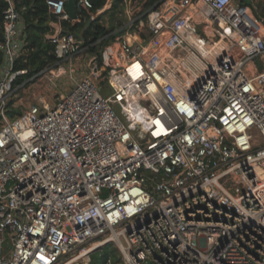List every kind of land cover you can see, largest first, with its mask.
Listing matches in <instances>:
<instances>
[{
  "label": "built area",
  "instance_id": "2783aa9c",
  "mask_svg": "<svg viewBox=\"0 0 264 264\" xmlns=\"http://www.w3.org/2000/svg\"><path fill=\"white\" fill-rule=\"evenodd\" d=\"M68 1L46 0L55 61L40 72L53 81L69 64L73 85L14 113L27 6L5 0L0 264H61L110 243L119 264H264V12L246 14L264 0H160L150 36L123 34L113 65L64 30ZM142 1L123 0L128 13Z\"/></svg>",
  "mask_w": 264,
  "mask_h": 264
},
{
  "label": "trees",
  "instance_id": "16d2710c",
  "mask_svg": "<svg viewBox=\"0 0 264 264\" xmlns=\"http://www.w3.org/2000/svg\"><path fill=\"white\" fill-rule=\"evenodd\" d=\"M22 1L27 6V10L24 12L27 44L25 54L17 60L15 68L16 70L27 69L28 72L20 76L18 82H21L26 76L39 73L48 64L55 61L54 46L47 39V34L52 30L50 22L54 19V16L49 12L46 0ZM159 1L160 0H143L131 12L128 16L129 18L120 22L118 26L124 27L133 19L143 18L146 15L145 13ZM122 2L123 0H113L110 7L103 10L107 4V0H91V7L82 6L78 8L77 20L62 21L64 30L78 36L79 32L84 29L82 37L84 38L85 45L88 46L90 53H97L101 60V51L98 46L101 45V47H103L110 37L116 36L110 35L107 28L102 25L101 18L108 13H112V15L118 13V9L123 8V5H121ZM6 6L7 3L5 0H0V43L3 41V19ZM124 30L123 28V31ZM2 59L3 54L0 50V63ZM14 113L17 112L14 111ZM106 246H108V244L104 247ZM93 255L96 256L97 254ZM113 259L114 262H119L117 257L114 256ZM108 260H110V254L108 251L104 250L93 264H106Z\"/></svg>",
  "mask_w": 264,
  "mask_h": 264
},
{
  "label": "rangeland",
  "instance_id": "374dc122",
  "mask_svg": "<svg viewBox=\"0 0 264 264\" xmlns=\"http://www.w3.org/2000/svg\"><path fill=\"white\" fill-rule=\"evenodd\" d=\"M121 5H123V8H119L118 13H116L115 15H112V13H108L101 18L102 25L107 28L110 35H114V36L116 35L115 37H112V38L110 37L103 47H101V45L98 46L99 50L101 51V56L106 49L109 51V54L111 56L110 62L112 65L117 63L118 53L120 51V41L122 39L123 34H125L126 32L133 33L137 29L139 30V34L141 38L150 36V31L148 27V17L146 15L143 18L139 19L138 20L139 22H134V25L132 26L131 24L129 25L128 23H127L128 25L126 24L124 27L118 26L120 22L127 20L129 18L128 16L131 14L126 11L127 6L124 2H122ZM257 5H258L257 11L250 6L246 10V14L252 20H256L264 12L263 1H260ZM105 7H107V4L105 5ZM123 28L125 29L124 31H123ZM83 30L79 32L77 37L84 41V38L82 37ZM198 30L204 33L203 28H199ZM92 54H95L98 56L97 53H92ZM88 63H89L88 55L84 54L82 56H79L78 67L76 69V72H74V77H81L87 74L88 73V67H87ZM50 64H48L47 66H49ZM66 67H67L66 68L67 73L58 77L56 80H53V81L50 80L47 74L41 73V72L37 74H33L31 76L24 77L22 80L23 84H19V87L15 91L16 96L13 97L14 99L13 101L16 102V106H17L15 109V112L21 113L28 106L39 101V99L41 98L46 99L47 102L51 106L56 104L59 94L69 91L73 85L72 83L73 81L71 79L72 72L69 68V64H67ZM111 70H114V69H112L111 67H108V72ZM100 91L105 96H110L112 94V90L111 88H109L107 82L101 85ZM133 99H136V98H133ZM132 107L139 108L136 105ZM114 108L116 110H122V107L119 103L115 104ZM132 109L133 108H131V110ZM9 245L10 243L7 244V246ZM104 250L108 251L110 254V260H108L106 264H119L120 263L121 251L119 250L116 244L110 243L106 247H101L93 251L88 256L87 255L84 256L86 253H83L79 257H75L73 260L65 261L61 264H93V262L96 261L99 256H101V253H103ZM93 254H97V255L94 256ZM114 256L118 258L119 262H114V259H113Z\"/></svg>",
  "mask_w": 264,
  "mask_h": 264
},
{
  "label": "water",
  "instance_id": "95a60500",
  "mask_svg": "<svg viewBox=\"0 0 264 264\" xmlns=\"http://www.w3.org/2000/svg\"><path fill=\"white\" fill-rule=\"evenodd\" d=\"M161 4L159 1L155 7ZM67 11L69 13L70 19L76 20L78 18V8H77V0H69L67 2Z\"/></svg>",
  "mask_w": 264,
  "mask_h": 264
},
{
  "label": "bare ground",
  "instance_id": "6f19581e",
  "mask_svg": "<svg viewBox=\"0 0 264 264\" xmlns=\"http://www.w3.org/2000/svg\"><path fill=\"white\" fill-rule=\"evenodd\" d=\"M193 8H191L190 10H189V12L191 13V14H193ZM170 14H173V12H171ZM133 109H132V113H133V115L134 116H136V118H137V120H139V121H146V119H145V117H144V115H143V110L141 109V108H136V107H132ZM87 255V253L84 255V256H86ZM88 256V255H87Z\"/></svg>",
  "mask_w": 264,
  "mask_h": 264
},
{
  "label": "crops",
  "instance_id": "0c3cea01",
  "mask_svg": "<svg viewBox=\"0 0 264 264\" xmlns=\"http://www.w3.org/2000/svg\"><path fill=\"white\" fill-rule=\"evenodd\" d=\"M112 3V0H109L108 3H107V7H105V9L109 8L110 7V4ZM104 9V10H105ZM52 21V20H51ZM51 23V22H50Z\"/></svg>",
  "mask_w": 264,
  "mask_h": 264
}]
</instances>
